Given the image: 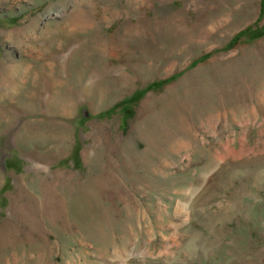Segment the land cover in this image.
Returning a JSON list of instances; mask_svg holds the SVG:
<instances>
[{"label": "rangeland", "instance_id": "obj_1", "mask_svg": "<svg viewBox=\"0 0 264 264\" xmlns=\"http://www.w3.org/2000/svg\"><path fill=\"white\" fill-rule=\"evenodd\" d=\"M0 264H264V0H0Z\"/></svg>", "mask_w": 264, "mask_h": 264}]
</instances>
